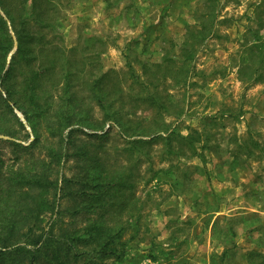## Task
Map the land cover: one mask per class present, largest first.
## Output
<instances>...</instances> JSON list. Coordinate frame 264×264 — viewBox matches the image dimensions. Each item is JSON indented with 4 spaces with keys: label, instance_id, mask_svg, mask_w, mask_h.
<instances>
[{
    "label": "rangeland",
    "instance_id": "374dc122",
    "mask_svg": "<svg viewBox=\"0 0 264 264\" xmlns=\"http://www.w3.org/2000/svg\"><path fill=\"white\" fill-rule=\"evenodd\" d=\"M48 1L46 42L72 55L84 72L94 57L102 71H116L122 83L114 94L126 103L114 100L111 109L145 114V128L166 135L161 124L152 123V111L140 101L130 102L140 92L132 81L150 80V89L159 87L167 132L172 133L170 145L156 139L141 156L135 189L141 234L128 242L122 261L105 264H264V0H218L214 32L193 48L187 84L163 81L166 71L154 67L155 79H148L141 65L168 68L166 59L181 62L179 48L206 13V0ZM58 95L55 90L54 101ZM6 100L13 110L4 106L5 122L0 123L5 128L0 129L4 166L13 164L15 152L34 139L21 111L11 98ZM91 114L95 123L100 108L95 105ZM79 130L75 135L83 140L84 132H102L87 126ZM116 131L108 130L100 148L111 159L126 145ZM36 134L40 142L32 150L44 156L43 124L36 126ZM133 160L124 151L116 164L125 169Z\"/></svg>",
    "mask_w": 264,
    "mask_h": 264
},
{
    "label": "trees",
    "instance_id": "16d2710c",
    "mask_svg": "<svg viewBox=\"0 0 264 264\" xmlns=\"http://www.w3.org/2000/svg\"><path fill=\"white\" fill-rule=\"evenodd\" d=\"M27 1L0 0V123L5 122L4 106L13 110L6 100L11 98L34 133L33 141L15 152L13 164L4 166L0 158V264L120 262L126 256L128 242L141 234V206L135 196L141 156L156 139L170 145L172 133L167 132L170 127L164 121L162 110L166 107L160 102L159 87L150 89V80L140 82L136 77L132 83L140 92L130 102L140 101L152 111V123L161 124L160 130L166 135L145 128V114L131 108L111 109L114 100H120V106L126 103L114 94L121 90L119 74L102 71L96 57L87 71L77 67L72 55L64 56L61 48L44 38L49 1L32 0L29 9ZM206 1V13L189 29L179 48L182 61L166 59L168 68L160 63L142 64L148 79H155L150 71L154 67L169 72L164 73L163 81L171 78L187 84L193 70V48L212 36L217 19L213 8L219 1ZM14 44L15 51L8 59ZM176 63L177 69L172 72L171 66ZM55 90L59 92L57 101ZM95 105L101 117L93 123ZM106 123L108 129L103 130ZM40 124L47 130L41 145L44 156L32 150L40 142L36 134ZM81 126L102 132H84L87 139L83 140L75 135ZM113 127L126 145L111 159L100 148ZM94 137L99 143H94ZM124 151L134 159L125 169L116 164Z\"/></svg>",
    "mask_w": 264,
    "mask_h": 264
}]
</instances>
